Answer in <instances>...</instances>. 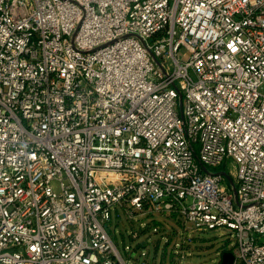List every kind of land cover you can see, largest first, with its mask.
<instances>
[{
	"label": "built area",
	"instance_id": "1",
	"mask_svg": "<svg viewBox=\"0 0 264 264\" xmlns=\"http://www.w3.org/2000/svg\"><path fill=\"white\" fill-rule=\"evenodd\" d=\"M119 207L264 264V0H0V264H128Z\"/></svg>",
	"mask_w": 264,
	"mask_h": 264
},
{
	"label": "rangeland",
	"instance_id": "2",
	"mask_svg": "<svg viewBox=\"0 0 264 264\" xmlns=\"http://www.w3.org/2000/svg\"><path fill=\"white\" fill-rule=\"evenodd\" d=\"M180 54L186 59L184 50ZM218 169L234 174L238 163L231 157ZM118 210L120 216L114 211L108 228L128 264H219L224 250L236 251V239L229 234H219L216 230L187 233L175 216L154 213L129 220L124 209ZM144 221L148 225L142 228ZM156 224L159 230L154 229ZM132 231H138L140 237L133 238Z\"/></svg>",
	"mask_w": 264,
	"mask_h": 264
},
{
	"label": "water",
	"instance_id": "3",
	"mask_svg": "<svg viewBox=\"0 0 264 264\" xmlns=\"http://www.w3.org/2000/svg\"><path fill=\"white\" fill-rule=\"evenodd\" d=\"M204 169H205L206 171H209V169H208L206 166H204ZM221 172L226 176V178H227L230 182H233V179H232L231 175H230L227 171H225V170H221ZM141 245H142V243L139 244V247H140ZM235 259H236V254H235V252L232 251V250H228V249H226V250H224V251L222 252V256H221V260H220L219 264H234Z\"/></svg>",
	"mask_w": 264,
	"mask_h": 264
}]
</instances>
